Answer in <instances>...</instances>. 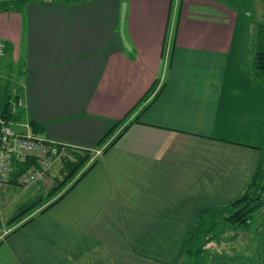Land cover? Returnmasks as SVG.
<instances>
[{
    "label": "crops",
    "instance_id": "crops-1",
    "mask_svg": "<svg viewBox=\"0 0 264 264\" xmlns=\"http://www.w3.org/2000/svg\"><path fill=\"white\" fill-rule=\"evenodd\" d=\"M238 20L226 0H0L21 122L94 152L141 113L60 201L0 232V264L179 263L196 220L242 193L262 156L263 90L241 67ZM59 168L0 194L45 195Z\"/></svg>",
    "mask_w": 264,
    "mask_h": 264
},
{
    "label": "trees",
    "instance_id": "trees-1",
    "mask_svg": "<svg viewBox=\"0 0 264 264\" xmlns=\"http://www.w3.org/2000/svg\"><path fill=\"white\" fill-rule=\"evenodd\" d=\"M260 3L262 10L259 18L255 22V30L252 39V71L254 77L264 86V0H260ZM21 70L20 65L19 70H15V73H13L11 77L14 78V74H17L16 72H19L20 76ZM9 82L13 96H11V93L9 92L5 99L6 92L4 89L0 90V111L5 119L10 121H20L22 108L17 104L20 86L15 80H8V83ZM156 85H158V83ZM154 88L155 84L147 90L144 98H146L149 93H152ZM157 94H155V97ZM148 105L149 102L145 108ZM140 114L134 118H129L130 113H127L121 120L117 121L101 141L98 142L97 147L102 145L119 125H122L123 127L118 133H116L114 138L110 140L101 152L108 150L132 123L137 122ZM30 124L33 132L37 133L40 131V128L35 122L31 121ZM58 149L60 152L58 160L60 166L59 176H61V178L56 177V179L51 182L48 192H46L41 198L33 201L29 206L25 207V211L30 208H32V211H35L38 206H41L38 213L46 211L52 205L60 201L97 162L95 158L87 165L92 155L91 149L74 148L68 145H59ZM260 149L262 150L261 159L242 193L229 201L223 202L208 211H205L196 220L193 227L185 236L183 256L186 255L192 260L190 264H196L198 260H202L205 253L208 252L207 250H209L208 244L221 243L224 241L233 242L236 240L239 233L252 232V228L262 225L254 224L259 215L264 213V148ZM33 164H35V159L33 157H28L25 161L16 162L15 171L12 173L8 182L17 186H22V183L18 181L19 177ZM44 197H47L46 202H44L46 204L42 203ZM39 202L40 204L37 206L36 203ZM24 210L22 209L8 219L6 222L8 227H12V224L14 223V226L19 223L17 226H13V229L9 228L12 230L8 234L13 233L16 229L25 226L32 220V216H28L24 220L19 217ZM8 234H6V236ZM261 237H264V234ZM259 258H261V255ZM261 259L264 261V256Z\"/></svg>",
    "mask_w": 264,
    "mask_h": 264
},
{
    "label": "rangeland",
    "instance_id": "rangeland-1",
    "mask_svg": "<svg viewBox=\"0 0 264 264\" xmlns=\"http://www.w3.org/2000/svg\"><path fill=\"white\" fill-rule=\"evenodd\" d=\"M226 1H228L231 4V6H233V8H235L238 12L239 20L237 21L238 24L237 32L238 30H240V25H241L240 34L245 36L244 41L247 42V48L244 42L243 52L241 53V57L239 56V58H240L241 67L244 70H247L249 64H251V68H252V39L255 30L254 26L256 20L259 18L261 14L262 6L260 0H226ZM234 58L235 57H233V62H234ZM163 65L164 62H162V66ZM7 74H8V70L5 67L1 68L0 65V80L2 79L0 83L6 80L4 77ZM11 76L12 75L10 73V76L8 77L9 81L14 80V78ZM14 77H16V74H14ZM250 77L253 76L250 74ZM251 80L255 82L258 85V87H260L263 90V94L261 93H257V94L260 100L264 103L263 84L261 82H258L255 78H251ZM1 89H4V91L6 92L5 99L9 92L11 93V96H13L12 91L10 90V82L8 83L7 80L4 85H0V90ZM118 127H120V125ZM110 140L111 139H109L108 141L105 140L104 143L99 146V149L102 151V149L110 142ZM254 142L258 143L259 140ZM261 148H264V146ZM95 151L92 152L91 158L89 159L87 165L90 164V162L93 161L98 155L95 153ZM57 160H59V158H57L56 161ZM53 163L51 164V166L53 165ZM57 169H53V171L55 170L54 171L56 172L55 175L59 177L60 174H58ZM47 178L48 177L46 176L44 179ZM7 194H8L7 192L0 194V221L3 224L2 229H0V232H2L4 229L12 228L15 223L12 224V227H8L6 225L8 219H10L12 215L17 214L22 209L24 210V208L29 206L33 201L44 196V191H42L41 193L38 192L35 196H33V194H28L22 191L20 192L17 191L14 194H8V195ZM46 199L47 197H44L42 203L46 202ZM39 204L40 202L36 203L37 206ZM30 212H32V208L26 211L24 210L19 215V217L22 218V220H24L28 217ZM1 216H3L2 219ZM18 224H16L15 226H17ZM254 224L256 225L262 224V225H259L256 228H252V232L250 231L248 233L246 232L239 233L238 236L236 237V240L233 242L224 241L221 243L208 244L209 250L207 251L209 253L206 252L202 260H198L196 264H264L263 259H261L264 256V247H263L264 237H261L264 234V213L259 215L257 221H255ZM260 255L261 258H259ZM191 262L192 260L185 255L181 260H179L178 264H190Z\"/></svg>",
    "mask_w": 264,
    "mask_h": 264
},
{
    "label": "built area",
    "instance_id": "built-area-1",
    "mask_svg": "<svg viewBox=\"0 0 264 264\" xmlns=\"http://www.w3.org/2000/svg\"><path fill=\"white\" fill-rule=\"evenodd\" d=\"M4 55V44L0 41V57ZM155 86L152 95L157 92ZM17 104L22 106L21 99ZM64 144L47 139L34 133L28 122L10 121L5 119L0 111V184L7 182L15 171V163L25 161L28 157L35 159V164L29 167L20 177L23 185L43 180L51 164L60 156L58 146ZM101 150H96L100 154Z\"/></svg>",
    "mask_w": 264,
    "mask_h": 264
},
{
    "label": "bare ground",
    "instance_id": "bare-ground-1",
    "mask_svg": "<svg viewBox=\"0 0 264 264\" xmlns=\"http://www.w3.org/2000/svg\"><path fill=\"white\" fill-rule=\"evenodd\" d=\"M167 45H168V44H167ZM167 51H168V46L166 47V50H165V59L167 58V57H166V56H167V53H168ZM0 58H1V57H0ZM59 157H60V156H59ZM59 157H58V158H59ZM56 159H57V158H56ZM8 181H9V180H8ZM8 181L5 182V183H9ZM35 182H36V181H35ZM5 183H1V184H5ZM33 183H34V182H33ZM31 184H32V183H31ZM28 185H29V184H28ZM22 186H24V185L22 184Z\"/></svg>",
    "mask_w": 264,
    "mask_h": 264
},
{
    "label": "clouds",
    "instance_id": "clouds-1",
    "mask_svg": "<svg viewBox=\"0 0 264 264\" xmlns=\"http://www.w3.org/2000/svg\"><path fill=\"white\" fill-rule=\"evenodd\" d=\"M123 126L122 125H120V127H118L119 128V130L122 128Z\"/></svg>",
    "mask_w": 264,
    "mask_h": 264
}]
</instances>
